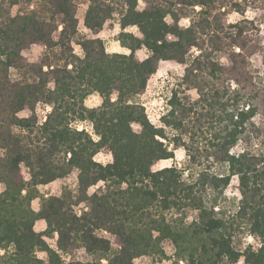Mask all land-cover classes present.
Returning <instances> with one entry per match:
<instances>
[{"label": "trees", "instance_id": "trees-1", "mask_svg": "<svg viewBox=\"0 0 264 264\" xmlns=\"http://www.w3.org/2000/svg\"><path fill=\"white\" fill-rule=\"evenodd\" d=\"M31 4L0 0V264H264V0ZM109 22L129 53L95 37ZM162 62L182 74L153 124L140 100Z\"/></svg>", "mask_w": 264, "mask_h": 264}, {"label": "rangeland", "instance_id": "rangeland-1", "mask_svg": "<svg viewBox=\"0 0 264 264\" xmlns=\"http://www.w3.org/2000/svg\"><path fill=\"white\" fill-rule=\"evenodd\" d=\"M42 0H32V4L30 6V9H33L36 7L37 3L41 2ZM18 10L17 6H14L12 8V12L16 13ZM85 11V5L80 4L78 6L77 10V18H78V27L82 31L83 26V15ZM262 12L258 9H250L248 8L245 12V17L248 19L252 18H258ZM229 22H235L236 20L240 19V16L236 13H233L229 15ZM186 22V23H185ZM188 22L186 20L182 21V25H186ZM128 32L133 33L136 36H140L137 28L132 27L127 29ZM119 32L118 25L115 22H109L105 25L103 30L99 32L95 37L100 38L104 41L106 51L109 53H129V51L122 49L119 46V43L115 40L116 34ZM261 33L263 35V44H264V25H261ZM76 51L78 52V49L76 47ZM42 47L38 45H34L30 48L28 52H26V56L30 61H35L41 54ZM146 56V51L144 49L138 50L136 52V57L139 59H143ZM253 63L254 65H258V60L256 57H253ZM182 74V68L175 64L174 62H162L160 64L159 70L157 73L149 80L147 89L145 93L141 97V103L144 106L145 112L147 114V117L153 124L158 123L159 117L162 115V113L166 109L167 105V99L170 95V90L172 86L175 84L178 77H180ZM98 102L97 97H90L86 100L85 104L88 107L95 106ZM45 111V108L38 107L36 112L40 120L43 118V113ZM26 115V113H24ZM84 125H78V128H83ZM94 160L101 164H106L110 160V156L107 154L99 153L94 157ZM185 161V156L182 150L175 151L174 159L171 160H165L160 161L157 163L155 168H163V167H169L173 164H183ZM24 175L26 176L25 171L23 170ZM75 186V175H70L68 178L63 180L55 181L49 185H46L44 187L40 188V192L44 195L47 194H59L61 188L63 186ZM235 185V182H232V186ZM3 191V186L0 185V192ZM229 193L234 192L233 194H236V191H234L232 188L228 190ZM44 224L42 222L37 223L36 229L41 230L43 229ZM247 242L254 241L252 239L248 238L246 239ZM52 243V242H51ZM167 253L170 255L171 251L170 248L167 247ZM79 256H82V253L79 254ZM135 264H154V262L151 259H137ZM163 264H171V261H164Z\"/></svg>", "mask_w": 264, "mask_h": 264}, {"label": "built area", "instance_id": "built-area-1", "mask_svg": "<svg viewBox=\"0 0 264 264\" xmlns=\"http://www.w3.org/2000/svg\"><path fill=\"white\" fill-rule=\"evenodd\" d=\"M49 110H50V108L49 107H45V111H44V113H43V118H42V122L45 120V115H46V113L47 112H49ZM78 129H82V128H78Z\"/></svg>", "mask_w": 264, "mask_h": 264}, {"label": "clouds", "instance_id": "clouds-1", "mask_svg": "<svg viewBox=\"0 0 264 264\" xmlns=\"http://www.w3.org/2000/svg\"><path fill=\"white\" fill-rule=\"evenodd\" d=\"M185 23H186V22H185ZM237 51H239V49H237ZM232 87H233V88H235V87H236V85H235V84H233V85H232ZM20 115H24V113H21ZM240 264H243V260H241Z\"/></svg>", "mask_w": 264, "mask_h": 264}]
</instances>
